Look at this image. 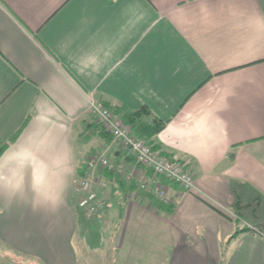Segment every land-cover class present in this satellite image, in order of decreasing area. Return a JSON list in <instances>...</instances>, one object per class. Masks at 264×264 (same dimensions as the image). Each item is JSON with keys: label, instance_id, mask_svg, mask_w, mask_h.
Listing matches in <instances>:
<instances>
[{"label": "crops", "instance_id": "0c3cea01", "mask_svg": "<svg viewBox=\"0 0 264 264\" xmlns=\"http://www.w3.org/2000/svg\"><path fill=\"white\" fill-rule=\"evenodd\" d=\"M97 50L100 72L81 74ZM90 99L120 118L147 106L165 122L151 145L197 189L139 165ZM28 116L0 157V180L21 185L0 197V264H264V0H0V147ZM100 150L132 181L101 173L88 219L74 187ZM53 185L60 205L34 207L33 187Z\"/></svg>", "mask_w": 264, "mask_h": 264}, {"label": "built area", "instance_id": "2783aa9c", "mask_svg": "<svg viewBox=\"0 0 264 264\" xmlns=\"http://www.w3.org/2000/svg\"><path fill=\"white\" fill-rule=\"evenodd\" d=\"M89 111L98 123L113 137L118 146L132 154L139 165L150 168L156 176L178 184L184 190L191 192L197 189L194 177L183 166L162 157L144 140L132 133L123 120L108 108L97 102L89 100ZM86 169L82 176H78L74 192L80 196L79 206L88 215H97L103 206L100 193L108 189L109 182L102 177V171L108 170L122 175L126 181H132L130 173H126L124 163L113 162L105 151L94 154L85 162ZM140 188L158 198H163L162 191L157 186L140 184Z\"/></svg>", "mask_w": 264, "mask_h": 264}, {"label": "clouds", "instance_id": "9594fccd", "mask_svg": "<svg viewBox=\"0 0 264 264\" xmlns=\"http://www.w3.org/2000/svg\"><path fill=\"white\" fill-rule=\"evenodd\" d=\"M110 53L97 50L81 55L76 59L77 70L83 75L99 73ZM21 192L19 183H11L7 178L0 180V197L8 201L14 200ZM63 188L51 186L46 188L33 187V206L46 207L55 210L61 203Z\"/></svg>", "mask_w": 264, "mask_h": 264}, {"label": "trees", "instance_id": "16d2710c", "mask_svg": "<svg viewBox=\"0 0 264 264\" xmlns=\"http://www.w3.org/2000/svg\"><path fill=\"white\" fill-rule=\"evenodd\" d=\"M124 124L135 133L137 138L144 140L147 144H149L154 150H156L155 146H152V139L157 134H159L165 128V122L162 121L159 117L153 114V112L147 107L142 106L139 110L126 114L121 118ZM31 120V116H28L22 125L10 136L9 140L0 147V157L3 153L9 148L11 144L17 141L20 135L28 126ZM97 126L101 132L106 134L107 136H111L109 132H107L97 121ZM112 137V136H111ZM86 164L84 163L78 171V174L82 176L85 172ZM103 172H108L111 175L116 174V177L120 180L121 184L125 183V178L117 173L110 172L108 170H104ZM84 215L86 218L91 219L94 218V215H88L86 211L82 208ZM96 216V215H95ZM98 216V215H97ZM96 216V217H97ZM234 237V236H233Z\"/></svg>", "mask_w": 264, "mask_h": 264}, {"label": "rangeland", "instance_id": "374dc122", "mask_svg": "<svg viewBox=\"0 0 264 264\" xmlns=\"http://www.w3.org/2000/svg\"><path fill=\"white\" fill-rule=\"evenodd\" d=\"M102 150L96 152L99 153ZM94 153V154H96ZM94 154H92L91 156H93ZM90 157V156H89ZM101 233L96 237L97 239V244L96 247L93 248L92 252H93V258L96 256V254H104V251L100 248L102 244L107 243L108 239L111 238V235L109 234V226L108 224L105 223V225L103 224V226L101 227ZM95 238V237H94ZM105 259H109L110 255L108 253L105 254L104 256ZM94 260V259H93ZM29 262H33L31 260H28V264ZM3 264H10V262H2ZM79 264H114V262H101V261H89L88 259L85 262H79Z\"/></svg>", "mask_w": 264, "mask_h": 264}]
</instances>
